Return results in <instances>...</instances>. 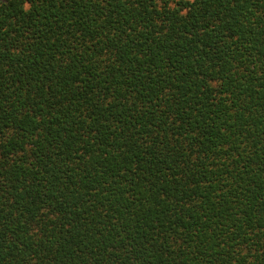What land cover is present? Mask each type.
Returning a JSON list of instances; mask_svg holds the SVG:
<instances>
[{"label":"trees","instance_id":"obj_1","mask_svg":"<svg viewBox=\"0 0 264 264\" xmlns=\"http://www.w3.org/2000/svg\"><path fill=\"white\" fill-rule=\"evenodd\" d=\"M0 264H264V0H0Z\"/></svg>","mask_w":264,"mask_h":264}]
</instances>
